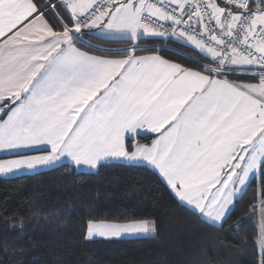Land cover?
<instances>
[{
    "label": "snow or ice",
    "instance_id": "6c2138e0",
    "mask_svg": "<svg viewBox=\"0 0 264 264\" xmlns=\"http://www.w3.org/2000/svg\"><path fill=\"white\" fill-rule=\"evenodd\" d=\"M92 30L127 46L87 44ZM0 151L16 157L0 159L5 175L62 158L148 167L213 224L258 176L264 264V0H0ZM158 227L90 217L83 239Z\"/></svg>",
    "mask_w": 264,
    "mask_h": 264
},
{
    "label": "trees",
    "instance_id": "16d2710c",
    "mask_svg": "<svg viewBox=\"0 0 264 264\" xmlns=\"http://www.w3.org/2000/svg\"><path fill=\"white\" fill-rule=\"evenodd\" d=\"M83 40L96 48L127 46V41L93 34ZM166 45L169 51L161 53L166 58L186 65L192 62L177 52L200 59L182 44ZM259 184V177L253 178L224 222L213 225L180 204L155 172L140 165L106 163L94 172H78L61 164L0 177V264H259ZM90 217L117 223L149 217L159 227L151 236L86 241Z\"/></svg>",
    "mask_w": 264,
    "mask_h": 264
},
{
    "label": "crops",
    "instance_id": "0c3cea01",
    "mask_svg": "<svg viewBox=\"0 0 264 264\" xmlns=\"http://www.w3.org/2000/svg\"><path fill=\"white\" fill-rule=\"evenodd\" d=\"M96 32H98V30H92V33H93V35H96L95 33ZM96 36H98V35H96ZM98 37H100V36H98ZM101 38H103V37H101ZM106 39V38H105ZM107 39H110V38H107ZM79 47V46H78ZM146 54H148V53H146ZM97 55V54H96ZM139 137H144L143 135H141V136H138L137 138H139ZM136 138V139H137ZM153 137H151L150 138V141L148 142V143H150L151 142V139H152ZM130 143H132V141H130ZM39 148L40 149H44V148H46V146L45 145H40L39 146ZM28 154H40V153H35V152H33V153H28ZM14 158H16L13 154H11V153H9V152H4V151H0V159H14ZM107 163H115V162H111V161H109V162H107ZM61 164H69V165H71L76 171H78V172H94L96 169H91V168H89L88 166H80V167H76L75 165H73L72 164V162L69 160V159H67V158H62L57 164H55L54 166H44V167H37L36 169H33V170H29V169H23V170H21V171H18V172H15V173H10V174H7V175H5V174H0V177H3V178H10V177H15V176H18V175H24V174H32V173H35V172H39V171H43V170H48V169H51V168H54V167H56V166H58V165H61ZM118 164H124V162H119ZM126 165V164H125ZM148 168V167H147ZM150 169V168H149ZM150 170H152V169H150ZM153 171V170H152ZM153 172H155L156 174H157V176L160 178V180L166 185V187L168 188V186H167V184H166V182L164 181V179L158 174V172H156V171H153ZM253 178H258V176H256V177H253ZM252 178V179H253ZM168 190H169V192H170V189L168 188ZM171 193V192H170ZM171 195L178 201V198H176L175 196H174V194H172L171 193ZM179 202V201H178ZM180 204H182L181 202H179ZM183 205V204H182ZM183 206H185L186 208H188L189 210H191V208H190V206H186V205H183ZM192 211V210H191ZM193 212V211H192ZM196 214H198V213H196ZM199 215V214H198ZM201 218H203L205 221H207V219H206V217H203V216H201V215H199ZM208 223H210V224H213L212 222H210V221H207ZM213 225H220V223H216V224H213Z\"/></svg>",
    "mask_w": 264,
    "mask_h": 264
},
{
    "label": "rangeland",
    "instance_id": "374dc122",
    "mask_svg": "<svg viewBox=\"0 0 264 264\" xmlns=\"http://www.w3.org/2000/svg\"><path fill=\"white\" fill-rule=\"evenodd\" d=\"M107 39V38H106ZM111 40H119V39H112ZM181 44V43H179ZM261 207H260V199H258L257 204H256V212H257V241H256V245H257V252L260 256V250H259V245H258V239H259V226H260V222H261ZM125 223V222H123ZM153 234H149V235H145V234H122L120 237H112V238H101V237H97L95 239H103V240H109V239H124V238H134V237H141V236H151Z\"/></svg>",
    "mask_w": 264,
    "mask_h": 264
},
{
    "label": "built area",
    "instance_id": "2783aa9c",
    "mask_svg": "<svg viewBox=\"0 0 264 264\" xmlns=\"http://www.w3.org/2000/svg\"><path fill=\"white\" fill-rule=\"evenodd\" d=\"M166 43H167V42H163V44H164L163 47H167Z\"/></svg>",
    "mask_w": 264,
    "mask_h": 264
}]
</instances>
